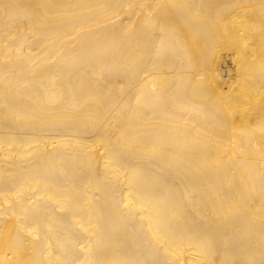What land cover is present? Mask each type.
Returning a JSON list of instances; mask_svg holds the SVG:
<instances>
[{
    "label": "bare ground",
    "instance_id": "obj_1",
    "mask_svg": "<svg viewBox=\"0 0 264 264\" xmlns=\"http://www.w3.org/2000/svg\"><path fill=\"white\" fill-rule=\"evenodd\" d=\"M0 264H264V0H0Z\"/></svg>",
    "mask_w": 264,
    "mask_h": 264
}]
</instances>
